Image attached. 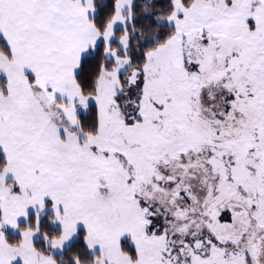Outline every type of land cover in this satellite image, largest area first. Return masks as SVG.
<instances>
[{
	"label": "snow or ice",
	"instance_id": "obj_1",
	"mask_svg": "<svg viewBox=\"0 0 264 264\" xmlns=\"http://www.w3.org/2000/svg\"><path fill=\"white\" fill-rule=\"evenodd\" d=\"M0 264H264V0H0Z\"/></svg>",
	"mask_w": 264,
	"mask_h": 264
}]
</instances>
